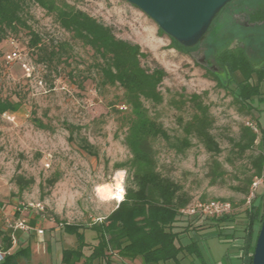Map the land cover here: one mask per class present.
<instances>
[{"label": "rangeland", "instance_id": "1", "mask_svg": "<svg viewBox=\"0 0 264 264\" xmlns=\"http://www.w3.org/2000/svg\"><path fill=\"white\" fill-rule=\"evenodd\" d=\"M60 1L111 28L117 39L139 46L145 55L140 59L143 68L149 72L155 68L164 71L165 76L158 86L162 102L144 104L150 116L170 136H180L181 119L190 116L192 106L186 101L187 97L192 94L200 97L212 119L210 133L220 152L214 155L207 152L192 137L191 146L184 153H177L157 139L153 142L157 169L183 187L191 197L190 203L201 201V197L205 201L230 202L234 218L219 226L222 227L221 235L243 237L246 226L244 195L235 188L242 187L252 173L251 160L260 145L258 139L254 149L239 153L234 142L246 121H252L260 129L264 126V102L260 104L254 100L257 110L246 114L234 103L232 95L208 76V67L214 70L216 67L203 62L201 51L210 43V35L186 52L177 49L153 20L125 0ZM260 7H264V0L231 3L213 21L210 34L229 33L232 39L235 37L244 45L260 44L264 41V29L251 24L243 30L244 35L234 34L236 26L231 28L232 22L227 20L233 13L237 16L240 8ZM24 19L40 38V49L31 47V35L26 29L7 34L0 42V99L20 103L16 111L0 114V247L4 234L13 235L15 250L29 249L28 257L19 258V261H33L31 251L37 256L35 260L44 261L50 258L46 255L49 245L55 247L59 243L63 249L77 245L75 236L63 231V226L68 224L83 230L85 242L89 244L83 252L88 255L90 248L97 244L95 233L89 228L100 223L120 202L102 200L99 190L113 185L118 179L123 188V200L128 184L125 171L115 170L117 163L130 158L124 145L127 106L121 88L102 82L98 57L63 30L52 15L26 0ZM61 44L65 50L58 56H51L50 52ZM235 46L232 43L228 48ZM254 52L264 55L259 50ZM260 91L264 96V82ZM184 100L186 104H183ZM83 140L94 147L97 156H91L81 148ZM214 161L224 171L222 177L216 179L211 174ZM18 177L30 181L23 190L16 182ZM53 179H56L54 184L51 183ZM263 200L264 177L254 204L262 207ZM20 205L26 207L22 211L25 218L35 221V228L43 230V240L38 246L28 240L30 233L35 231L12 228L19 215L15 208ZM36 205L43 207V216L38 214ZM188 221L182 222V227ZM234 224L235 229L232 228ZM258 226L259 223L254 225V232ZM207 229L199 231H209ZM196 237L200 235L187 232L181 238L182 244H188ZM49 238L53 239L52 244L47 240ZM229 245L230 239L221 240L205 232L198 241L201 257L194 259L183 254L181 263L239 264L240 260L231 255ZM111 260V264H142L140 259L128 260L117 255H111ZM92 264L106 263L95 261Z\"/></svg>", "mask_w": 264, "mask_h": 264}, {"label": "trees", "instance_id": "2", "mask_svg": "<svg viewBox=\"0 0 264 264\" xmlns=\"http://www.w3.org/2000/svg\"><path fill=\"white\" fill-rule=\"evenodd\" d=\"M30 1L52 15L63 30L92 50L94 56L100 60L98 67L102 82H109L121 88L123 102L127 106L124 145L130 153V158L115 165V170H124L126 173L125 180L129 185H126L124 198L100 223L89 228L95 233L94 238L97 244L90 248L88 255L83 252V249L89 246L85 242L83 230L74 225L63 226L64 232L75 236L77 245L74 248L62 249L61 263L92 264L95 261H104L106 264H111V255L128 260L140 259L142 264H165L170 261L180 264L183 254H189L194 259L200 258L199 238H194L188 244H182L183 234L191 231L201 236L203 231L199 229L208 228L207 232L222 237V227L219 226L233 221L234 211L211 218L182 215L180 210L190 204L191 197L179 183L158 171L153 142L161 139L175 152L184 153L191 146V138L194 137L207 152L213 155L218 154L220 148L210 133L212 119L207 107L198 95L192 94L187 97L186 101L192 106L190 116L186 120L181 119V135L170 136L163 126L150 116L144 104L149 102L156 105L162 102L163 98L158 86L165 73L160 68L149 72L141 66L140 59L145 55L140 51L139 46L117 39L111 28L65 1ZM25 8L26 0H0V42L7 34L26 29L31 35L29 41L31 47L40 49L41 46L38 45L40 38L37 33L30 30L24 19ZM234 26L232 23L231 28ZM238 33L244 35L243 31ZM209 40L204 59L213 60L217 71L207 69L208 76L232 95L234 103L240 110L251 114L257 108L254 100L260 104L264 102L263 93L260 91V86L264 82V57H249L245 50L242 54L228 48L232 41L229 33L215 34V36L210 34ZM171 42L179 50L186 52L191 50L182 47L173 39ZM247 45L252 50L264 53V41L260 44ZM64 50V45L61 44L50 53L51 56H58L59 52ZM186 101L184 100L183 104H186ZM19 104L18 101L0 99V114L16 111ZM258 128L255 132L245 124L242 125L238 139L234 142L237 152L243 153L254 149V144L259 139L260 149L251 160L253 171L244 180L242 187L235 188L244 195V198L248 194L251 181L264 172L262 152L264 126L259 128L260 137H258ZM80 144L87 154L97 156L94 147L86 140ZM223 172L219 163L214 161L211 169L213 179L222 177ZM16 182L20 190L30 183L20 177ZM55 182L56 179L51 181L52 184ZM200 200L205 201L204 197ZM244 213L246 226L239 247V254L242 253L239 259L240 264H252L254 246L264 215V200L262 207L258 205H252L251 209L245 207ZM185 220L189 221L186 222L185 227H182V222ZM33 222L29 221V225H33ZM256 223H259V226L254 232ZM234 227L235 224L232 228ZM231 236L233 235H224L223 238L228 239ZM11 246L10 235L4 234L0 248L8 251ZM28 255L29 249L20 247L7 254L0 264H16L19 258H26Z\"/></svg>", "mask_w": 264, "mask_h": 264}, {"label": "water", "instance_id": "3", "mask_svg": "<svg viewBox=\"0 0 264 264\" xmlns=\"http://www.w3.org/2000/svg\"><path fill=\"white\" fill-rule=\"evenodd\" d=\"M140 9L155 22L168 37L187 49H193L207 35L213 21L222 10L238 0H125ZM206 47V46H205ZM204 47V48H205ZM203 62L215 66L213 60ZM208 69H210L208 67ZM217 71V68L210 69ZM264 154V130L262 134ZM252 264H264V215L256 238L252 255Z\"/></svg>", "mask_w": 264, "mask_h": 264}, {"label": "built area", "instance_id": "4", "mask_svg": "<svg viewBox=\"0 0 264 264\" xmlns=\"http://www.w3.org/2000/svg\"><path fill=\"white\" fill-rule=\"evenodd\" d=\"M12 56H15V54L12 53ZM245 125L251 128L253 131L257 132V126L252 121H246ZM263 177H264V172L260 177H255L251 181L248 194L244 198L245 207H247L248 209H251L252 205H255L254 202L257 199L258 189L262 184ZM36 207L38 208V214L43 216L44 214L43 207L40 205H36ZM25 209L26 207H24L23 205H20L18 208H15L16 212H18L19 215L13 222L14 225L12 228L21 230L23 232L35 231L37 235H42L43 234L42 229H37L29 225V220L26 219L25 216L22 214V211H24ZM231 212H232L231 203L223 200L195 201L180 210V213L184 216L200 217V218L220 217L229 214ZM10 237L13 246L15 244V238L13 235H10ZM7 254H9V250L4 251L3 249L0 248V263L3 262L4 257ZM239 255H242V253H240Z\"/></svg>", "mask_w": 264, "mask_h": 264}, {"label": "crops", "instance_id": "5", "mask_svg": "<svg viewBox=\"0 0 264 264\" xmlns=\"http://www.w3.org/2000/svg\"><path fill=\"white\" fill-rule=\"evenodd\" d=\"M32 220H30V222H31ZM30 226L31 227H36V225H35V221L33 222V225H31L30 224ZM38 227V226H37ZM235 229V228H234ZM207 232V231H206ZM207 233H209V234H212L213 236H217L215 233H210V232H207ZM31 235L29 236V239L28 240H30V241H33V242H31L32 244H34V246H38L39 244H38V242H40V241H42L43 240V237H42V235H37L36 233H30ZM51 234H53L52 233V231H51ZM52 236V235H51ZM205 236V232L203 231L202 232V235L200 236V237H198L199 238V240H202V238ZM218 237V236H217ZM197 238V237H196ZM219 239H223L224 240V238L222 237H218ZM228 239H230V244L231 245H229V247H230V249H231V255H235V257L236 258H238V260H240L239 259V247L241 246V241H242V237H238V238H236V237H234V236H231L230 238H228ZM18 240H20L19 239V237H18ZM47 240H51L50 242H51V244L53 243L52 241H53V239H51V238H49V239H47ZM21 241H22V239H21ZM28 242L27 241H25V244H27ZM30 243V244H31ZM30 244H29V246H30ZM49 245V244H48ZM14 245L13 246H11V248L9 249V253H12V252H14L15 251V249H14ZM14 249V250H13ZM49 249H50V252H49ZM62 249H63V247L62 246H60L59 245V243H56V245H55V247H54V245L53 246H48L47 247V249L46 250H48L47 252H46V255L48 254V256L50 257L49 259H47L46 258V260H44V261H42L41 259H39V260H35V256H36V254H35V252L34 251H31V254H32V258L34 259L33 261H19V259L17 260V262H16V264H62L61 263V261L59 260V257H60V255H61V251H62ZM10 250L12 251V252H10ZM52 251V252H51ZM50 253V254H49ZM37 257V256H36ZM38 257H41V255H39ZM55 257V258H54ZM55 259V260H53V259ZM194 262V261H193ZM192 261L191 262H189L188 264H194ZM180 264H182V263H180ZM239 264H240V261H239Z\"/></svg>", "mask_w": 264, "mask_h": 264}, {"label": "flooded vegetation", "instance_id": "6", "mask_svg": "<svg viewBox=\"0 0 264 264\" xmlns=\"http://www.w3.org/2000/svg\"><path fill=\"white\" fill-rule=\"evenodd\" d=\"M238 11L239 13L237 16L233 13L231 17L227 18L228 21L234 23V25L236 26L235 30H233L234 34L243 31L251 24L254 26L258 25L260 27V30L264 29V7H260L257 9L240 8ZM232 43L236 44V46L232 48L235 52H241L243 54L245 50L249 54V57H264V55H256L254 50L250 49L248 45H244L243 43H241L238 39H235V37L230 42V45ZM206 48L207 47L202 48V54H204L205 52L207 53L208 48Z\"/></svg>", "mask_w": 264, "mask_h": 264}, {"label": "bare ground", "instance_id": "7", "mask_svg": "<svg viewBox=\"0 0 264 264\" xmlns=\"http://www.w3.org/2000/svg\"><path fill=\"white\" fill-rule=\"evenodd\" d=\"M123 188L121 182L116 179L113 185H106L99 190V197L104 201L122 200Z\"/></svg>", "mask_w": 264, "mask_h": 264}]
</instances>
